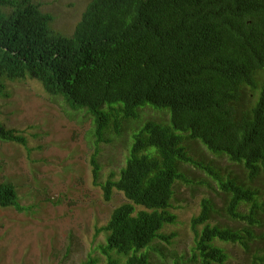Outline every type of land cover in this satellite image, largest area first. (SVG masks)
<instances>
[{
  "label": "trees",
  "instance_id": "trees-1",
  "mask_svg": "<svg viewBox=\"0 0 264 264\" xmlns=\"http://www.w3.org/2000/svg\"><path fill=\"white\" fill-rule=\"evenodd\" d=\"M52 20L39 3L0 0V95L6 78L29 75L72 109L90 112L100 136L109 122L105 106L124 119L138 118L146 106L170 115L167 122L145 121L125 166L104 183L92 159L106 200L113 189L128 199L98 228L108 264L118 262L111 252L125 257L123 264H150L147 249L171 244L175 234L162 230L176 222L170 207L175 183L187 180L185 163L219 180L227 193L225 216L246 222L240 228L211 222L217 210L203 198L191 221L193 256L201 264H226L222 243H232L250 264H264L258 189L220 176L187 147L200 141L241 165L249 181L264 171V0H90L70 35L54 31ZM0 139L27 144L2 123ZM8 206L25 208L14 185L0 182V207Z\"/></svg>",
  "mask_w": 264,
  "mask_h": 264
},
{
  "label": "rangeland",
  "instance_id": "rangeland-1",
  "mask_svg": "<svg viewBox=\"0 0 264 264\" xmlns=\"http://www.w3.org/2000/svg\"><path fill=\"white\" fill-rule=\"evenodd\" d=\"M31 1L51 14L54 31L70 35L90 0ZM5 86L0 95V123L25 136L27 144L0 139V182L12 183L25 207L20 211L13 206L0 207V264H108L100 247L105 233L98 228L128 199L113 189L112 198L106 200L103 186L95 184L92 159L95 156L100 166L99 183L112 172L118 175L126 164L134 133L148 119L167 122L169 112L146 106L138 118L124 119L105 106L109 122L100 136L90 112L72 109L36 78H6ZM187 147L195 161L212 164L220 176L236 177L258 189L259 201L264 202V171L249 181L241 165L225 155L215 156L200 141H188ZM183 171L187 180L175 183L170 207L176 222L162 230L175 236L171 244L161 241L155 249H147L150 264H201L193 256L191 221L200 213L203 198L211 199L217 210L211 222L239 228L246 223L225 216L227 193L211 173L192 163H185ZM222 245L229 253L226 264H250L239 245ZM111 256L116 264L125 262V257L115 252Z\"/></svg>",
  "mask_w": 264,
  "mask_h": 264
}]
</instances>
